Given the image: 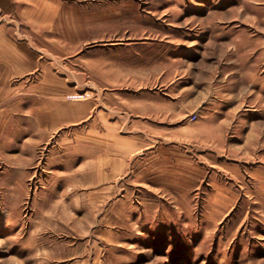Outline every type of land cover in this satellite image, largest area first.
Instances as JSON below:
<instances>
[{
  "label": "rangeland",
  "instance_id": "rangeland-1",
  "mask_svg": "<svg viewBox=\"0 0 264 264\" xmlns=\"http://www.w3.org/2000/svg\"><path fill=\"white\" fill-rule=\"evenodd\" d=\"M87 4L0 79V264H264V0ZM114 43L123 70L87 71ZM166 100L191 114L151 119ZM185 125L228 143L163 131Z\"/></svg>",
  "mask_w": 264,
  "mask_h": 264
},
{
  "label": "crops",
  "instance_id": "crops-1",
  "mask_svg": "<svg viewBox=\"0 0 264 264\" xmlns=\"http://www.w3.org/2000/svg\"><path fill=\"white\" fill-rule=\"evenodd\" d=\"M79 1L80 3L76 0H0V73H6V75L0 74V79H10L13 77L21 78L28 75L31 71L38 70L40 66L43 67L41 70H45V61L42 59V55H38L35 49L34 51L31 50V46H29L26 40L37 39L39 34H41L42 38H53L54 35L46 36V33H54L55 28H58L59 24L74 23L75 9H77V6L81 4L83 7L85 4V8L91 6L90 4H87V0ZM84 15H86L85 23L87 30L88 27L91 29L95 22L103 26L109 22V17L107 16L101 15L99 19L95 20L92 12L88 13L87 11ZM113 18L116 22L124 19V17L120 16ZM90 37L89 38L92 42L97 45L105 40L119 39L118 35L116 33L113 35L111 31H101ZM115 44L117 43L112 44L108 49L105 47L101 48L99 46H94L91 51H88L86 59L87 71L94 74V72L99 73L101 70L103 77H105L104 73L110 69L109 67L117 66L118 69L123 70L125 63L122 59L120 60L119 58H116V54H118V56L121 54L119 50L122 46ZM7 86L8 83L0 84V87ZM91 86L104 88L109 87L110 83L106 80H101V84L92 81ZM172 92L173 91L170 93ZM203 102L204 100L199 99L196 105H193L191 110L200 109V106H203ZM158 112H160V115H164L166 121L169 120L167 125H172V122L175 119L180 121L184 120L191 114L188 107L185 111L174 115L173 103L168 100L165 101L164 107H157L152 114L155 115V117L150 118H156ZM203 116L204 119L202 120L230 119V113H220L219 111L216 112L213 110L207 112L204 110ZM200 124L202 125L203 122ZM201 125L195 127V130H190L186 125L181 126L176 130L173 127L168 128V126H166L163 131H166L165 135L170 134V137H172L171 141L173 140V136L182 141L209 140V142L212 141L218 143L220 145L219 149L224 150L223 145L228 143L226 137L218 135L217 137L215 136L214 140H211V138H213V136H211L212 131L201 129ZM260 170H264V167ZM262 187L264 188V186Z\"/></svg>",
  "mask_w": 264,
  "mask_h": 264
},
{
  "label": "built area",
  "instance_id": "built-area-1",
  "mask_svg": "<svg viewBox=\"0 0 264 264\" xmlns=\"http://www.w3.org/2000/svg\"><path fill=\"white\" fill-rule=\"evenodd\" d=\"M192 120H195V117L193 116Z\"/></svg>",
  "mask_w": 264,
  "mask_h": 264
}]
</instances>
